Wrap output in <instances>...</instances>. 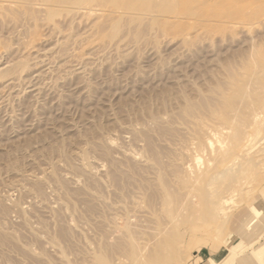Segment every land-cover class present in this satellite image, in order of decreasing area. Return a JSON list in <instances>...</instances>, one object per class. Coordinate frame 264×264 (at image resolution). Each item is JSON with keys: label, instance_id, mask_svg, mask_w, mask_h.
I'll return each mask as SVG.
<instances>
[{"label": "rangeland", "instance_id": "374dc122", "mask_svg": "<svg viewBox=\"0 0 264 264\" xmlns=\"http://www.w3.org/2000/svg\"><path fill=\"white\" fill-rule=\"evenodd\" d=\"M126 1L0 0V264H193L264 237V160L224 218L185 196L190 147L252 100L264 8L248 31L202 0Z\"/></svg>", "mask_w": 264, "mask_h": 264}, {"label": "bare ground", "instance_id": "6f19581e", "mask_svg": "<svg viewBox=\"0 0 264 264\" xmlns=\"http://www.w3.org/2000/svg\"><path fill=\"white\" fill-rule=\"evenodd\" d=\"M168 1L172 2L174 0H168ZM177 1H180V0H177ZM177 1L176 3L172 2L173 4L175 3L176 8H178L177 6L179 5ZM181 1L182 2L184 1L186 3V0H181ZM195 2L196 1L194 0V3ZM201 2H205L209 8L207 9L208 11L206 10L205 14L203 13L204 15L199 16V14H197L198 17L207 16V17H204L203 19L209 18L213 20L215 18L216 21H219L218 18H222V21H224L226 18L227 19L229 18L231 20L234 19L232 20L234 24H237L239 26L242 25L241 27H245V28H246V25L248 28L253 23V21L250 22L251 20L250 18H251V15H254L253 13H247V11H249V9L251 10L252 8L254 9L256 5H258L260 9L262 7L264 8V6H261V5H264V0H202ZM153 3H154V0H153ZM192 4H193V1H192ZM198 4H200L199 0H198ZM227 6H229V8ZM88 8L90 7L88 6ZM210 8H211V13H210ZM212 8L213 10L214 8L215 9L221 8L222 13L215 12L217 13L215 14L213 11V14H212ZM224 8H226L228 11L225 10L226 12H223L224 10L222 9ZM258 10L259 9H257L256 12ZM141 13L143 14V12ZM150 13L148 12L147 14H150ZM257 13L255 15H257ZM256 17L260 18L258 16ZM252 19L255 20V18L253 17ZM208 21L210 22V20ZM214 21L215 20L211 22L213 23ZM256 21L260 22V20H257V19ZM229 23H231V21ZM237 25L236 27H238L239 29V26ZM259 25H255L256 28ZM246 29H244V31H246ZM249 29L247 30L249 31ZM248 84L251 85V89H249L251 91L250 92L251 94L248 93L249 92L247 89ZM248 84L246 85V88L244 89V92L241 95L249 98V96L251 97L254 94L253 97L250 98L252 100L249 103L239 104L238 106H234V108L231 107V109H228L226 113L220 116L221 121L219 123L211 124L208 126L206 130H204V137H205L204 142L199 145L194 144L189 149V151L192 153L191 155L194 154L193 157H195V159L197 156V151L199 150L208 151L209 155L211 154V156L213 155L212 157H215V159H212L213 163L211 161L206 160L207 162L205 164L201 165V163L200 164L197 163V165L194 164L196 166L192 168L191 165L188 164L190 161L189 160L187 161L188 163H186V167H185V170L187 172V177H188L187 178L188 180L185 184L186 186L185 196L187 197V200L189 202L199 201V206L207 205L208 202H210L209 205L207 206V211L210 213V215L220 217V218H224L235 204V200L232 198L231 195H233V193L236 195V192L238 193L239 189H246L248 187L247 184L249 181H250L249 184H251L252 175L250 174V172L255 167L258 168L259 166H261L262 164L260 163H262V160H264V63L260 67H257L256 69L253 70L252 76L250 77V81ZM193 159L191 161L195 160ZM199 159L202 160L201 158H198V160ZM258 163H259V166L257 167ZM247 175L249 176L251 175L250 178L247 177L249 178L248 182L244 180ZM225 180H227L228 182L226 181L227 184H224L225 186H223V182H225ZM247 189L249 191L250 188L248 187ZM247 189L245 191H247ZM241 191L242 190H240V192ZM251 224L252 222L250 221L246 224V226H250Z\"/></svg>", "mask_w": 264, "mask_h": 264}, {"label": "crops", "instance_id": "0c3cea01", "mask_svg": "<svg viewBox=\"0 0 264 264\" xmlns=\"http://www.w3.org/2000/svg\"><path fill=\"white\" fill-rule=\"evenodd\" d=\"M260 214V233L264 235V201L260 204ZM242 231L235 230L237 235L231 237L227 243L228 247L223 246L216 251L209 248L199 249L193 264H264V237L254 241ZM251 246L254 253L251 252Z\"/></svg>", "mask_w": 264, "mask_h": 264}]
</instances>
